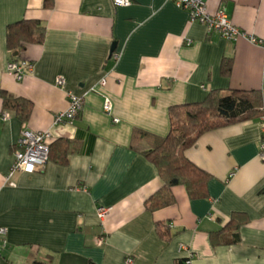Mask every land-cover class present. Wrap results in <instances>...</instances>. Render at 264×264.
<instances>
[{
	"label": "crops",
	"instance_id": "1",
	"mask_svg": "<svg viewBox=\"0 0 264 264\" xmlns=\"http://www.w3.org/2000/svg\"><path fill=\"white\" fill-rule=\"evenodd\" d=\"M207 4L210 12L225 6L238 27L264 41V0ZM23 18L41 20L46 37L21 51L35 70L18 80L7 71L6 27ZM114 42L118 59L110 56ZM224 58L232 60L228 75ZM230 89L259 90L264 101L263 47L208 35L173 0H0V93L32 103L23 122L0 96V225L8 227L0 264H184L187 249L192 264H264L263 117L201 135L185 155L211 175L208 195L192 198L175 185V203L156 210L147 200L163 180L131 146L135 128L167 135L171 106ZM67 91L85 95L83 108L73 123L55 124L69 107ZM106 97L118 123L103 109ZM24 127L50 130L51 143L71 139L76 151L67 163L50 159L7 181ZM98 206L109 209L103 219ZM235 212L246 217L239 227Z\"/></svg>",
	"mask_w": 264,
	"mask_h": 264
},
{
	"label": "trees",
	"instance_id": "2",
	"mask_svg": "<svg viewBox=\"0 0 264 264\" xmlns=\"http://www.w3.org/2000/svg\"><path fill=\"white\" fill-rule=\"evenodd\" d=\"M45 37L46 27L39 19L23 18L8 24L6 45L11 51V60L20 59V53L26 45L42 44ZM221 67L223 74H230L231 58H224ZM0 96L6 108L14 109L23 122L27 121L32 110L29 99L15 97L6 91H2ZM255 116L264 118V101L261 91L212 90L202 101L171 106L169 109L170 130L165 136L135 128L132 148L151 160L163 180L162 187L147 200L149 209L156 210L175 203L172 193V187L175 185H184L192 198L207 196L211 175L188 159L185 151L192 147L205 132ZM75 144V141L67 138L53 141L50 144V159L63 164L67 163L69 154L76 151ZM242 217L246 218L245 215L235 212L231 222L239 227L245 221ZM158 230L161 236L166 235L161 225L158 226Z\"/></svg>",
	"mask_w": 264,
	"mask_h": 264
},
{
	"label": "built area",
	"instance_id": "3",
	"mask_svg": "<svg viewBox=\"0 0 264 264\" xmlns=\"http://www.w3.org/2000/svg\"><path fill=\"white\" fill-rule=\"evenodd\" d=\"M174 3L183 9L188 10L190 20L193 22H199L205 25L207 34L212 35L214 33L219 34L221 37L228 40H236L239 37H245L252 43L259 44L264 49L263 39L257 38L254 35L248 34L238 27L228 14L225 6L220 7L215 12L208 10L207 0H173ZM114 6H129L132 4V0H113ZM190 43V42H189ZM114 59L119 58V54L113 52L111 55ZM35 70V64L25 59L10 60L7 63V71L9 74L21 80L26 75L33 73ZM66 80L64 77L57 79V85L64 87ZM101 85L106 84L104 77L100 80ZM90 91L97 92L96 87H91ZM69 97V107L65 111L58 112L55 115V124L73 123L79 112L82 110L85 95H79L73 91H67ZM104 111L112 116L113 105L108 97L105 98L103 104ZM8 115L3 114V119H7ZM113 122L118 123L120 119L112 116ZM52 139V133L50 130H33L29 127H24L16 142V149L14 153V162L11 170L7 176V181L14 175L15 172H35L45 168L50 160V144ZM261 156L264 159V141L262 142ZM12 183V182H11ZM109 212V209L104 206L97 207V215L100 219H103ZM8 227L0 225V260L3 249L8 244ZM105 238L100 237L99 243L104 242ZM185 249V246H182ZM187 256L184 259L185 264H192L194 259V253L187 249ZM128 262H132L131 258L127 259Z\"/></svg>",
	"mask_w": 264,
	"mask_h": 264
},
{
	"label": "water",
	"instance_id": "4",
	"mask_svg": "<svg viewBox=\"0 0 264 264\" xmlns=\"http://www.w3.org/2000/svg\"><path fill=\"white\" fill-rule=\"evenodd\" d=\"M116 47H117V43L114 42L113 45H112V47H111V50H110V56H111V55L113 54V52L115 51Z\"/></svg>",
	"mask_w": 264,
	"mask_h": 264
}]
</instances>
